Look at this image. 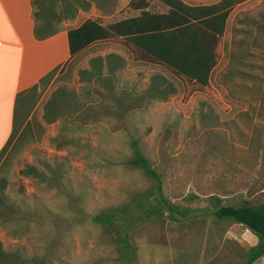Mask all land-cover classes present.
Returning <instances> with one entry per match:
<instances>
[{
	"label": "trees",
	"instance_id": "trees-1",
	"mask_svg": "<svg viewBox=\"0 0 264 264\" xmlns=\"http://www.w3.org/2000/svg\"><path fill=\"white\" fill-rule=\"evenodd\" d=\"M118 1L31 0L34 36L37 40L53 36L61 30L62 23L73 21L79 11L87 12L92 6L111 14ZM149 1L130 0L128 7L137 12L134 16L107 25L98 19H88L69 29L70 59L93 45L113 42L127 49L132 61L160 67L176 79L182 86L184 102L194 93H203L218 102L217 94L210 87V78L222 59L228 17L246 0H219L207 5H189L182 0H154L164 7L162 13L151 11ZM244 24L248 28L247 41L242 42V48L238 46L237 53H234L231 61L234 69L228 77L245 83L241 90L243 95L254 102L264 101V66L259 70L257 67L261 66L251 64L250 71L259 70V75L245 74L241 69L248 58L251 63L257 59L264 63V15L245 18ZM125 65L124 58L116 53L90 59L89 69L78 73L79 80L96 84L101 89L92 86L86 90L81 88L79 92L59 87L44 104L42 118L46 124L58 120L63 123L60 132L50 139L56 149H68L73 157L84 153L81 157L89 163L88 170L104 177H113L117 170L136 173L135 186L125 190L116 203L88 212L84 193H73L67 187V170L63 163L45 164L44 171L26 166L19 171L20 175L61 198L59 210L50 213L45 207L28 208L10 200L5 194L6 179L1 177L0 227L15 239L24 238L34 229L42 235L41 250L32 255H26L19 248L5 250L0 242V264H64L68 239L77 228L84 226L96 232V245L109 254L111 264H137V241L144 232L163 231L166 223L175 225L189 219L190 209L177 206L164 195L161 177L131 122L153 102L168 101L176 94V87L165 76L154 73L139 93L125 88L118 90V73ZM63 67L53 69L41 78L38 85L17 94L11 133L0 150V165L6 152L17 148L18 143H24L26 137L33 142L27 119L41 93ZM102 119L115 120V129L126 137L124 151L114 155H93L90 144L76 137L85 128L98 125ZM199 120L202 128L214 123L203 114ZM90 157H93L92 163ZM211 205L210 216L215 229L225 232L232 225H240L255 237L256 242L248 248L238 247L237 260L223 251L222 256L217 255L207 264H255L264 259V203L254 206L244 200L235 203L216 197L212 198Z\"/></svg>",
	"mask_w": 264,
	"mask_h": 264
},
{
	"label": "rangeland",
	"instance_id": "rangeland-1",
	"mask_svg": "<svg viewBox=\"0 0 264 264\" xmlns=\"http://www.w3.org/2000/svg\"><path fill=\"white\" fill-rule=\"evenodd\" d=\"M129 1L119 0L111 14L92 6L87 12L79 11L73 21L64 23L67 29H72L88 19H98L107 25L134 16L137 12L128 7ZM182 1L189 5H207L219 0ZM149 6L154 12L165 11L154 0L149 1ZM260 15H264V0H246L228 17L222 59L210 78V87L217 94L218 102L203 93H194L184 102L182 86L176 79L160 67L132 61L128 50L113 42L93 45L70 59L41 93L27 119L33 142L26 137L24 143H18L17 148L6 152L0 165V178L6 179V196L28 208L41 206L50 213L57 212L61 198L19 174L26 166L44 171L45 164L53 166L55 163L64 164L67 187L73 193H84L88 212L116 203L125 190L135 186L136 173L117 170L113 177H104L88 170L89 163L81 157L84 153L73 157L68 149H56L50 139L60 132L63 123L58 120L46 124L42 118L44 104L57 88L79 92L81 88L86 90L92 86L96 89V84L80 82L78 73L89 69L90 59L116 53L126 62L125 68L118 73V90L125 88L139 93L154 73L165 76L176 87V94L168 101L153 102L131 122L161 177L164 195L177 206L190 209L188 220L175 225L166 223L163 231L149 230L142 234L137 241V264H207L217 255L222 256L223 251L237 260V248L253 246L255 237L240 225H232L225 232L215 229L210 212L213 210L212 198L216 197L235 203L244 200L254 206L264 203V101H252L241 93L245 83L228 77L234 69L231 63L234 53L238 46L242 48V42L247 41L248 28L244 19L259 18ZM244 50L246 52L245 46ZM251 62L246 59L242 71L259 75L264 63L258 59ZM251 64L261 67L251 72ZM200 113L209 116L214 123L202 128ZM76 137L90 144L93 155H114L124 151L126 144L123 132L115 129L114 119H102L98 125L85 128ZM90 160L92 163L93 157ZM41 235L34 229L24 238L15 239L0 227L3 249L19 248L26 255L40 252ZM67 245L64 264H111L109 254L96 245V232L89 226L77 228ZM255 264H264V259Z\"/></svg>",
	"mask_w": 264,
	"mask_h": 264
},
{
	"label": "crops",
	"instance_id": "crops-1",
	"mask_svg": "<svg viewBox=\"0 0 264 264\" xmlns=\"http://www.w3.org/2000/svg\"><path fill=\"white\" fill-rule=\"evenodd\" d=\"M34 26L31 0H0V150L11 133L17 94L70 60L65 23L43 40L35 38Z\"/></svg>",
	"mask_w": 264,
	"mask_h": 264
}]
</instances>
